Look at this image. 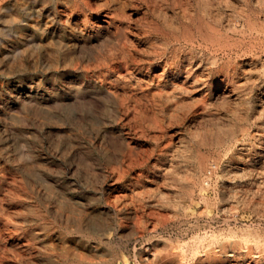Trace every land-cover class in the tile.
Here are the masks:
<instances>
[{"label":"rangeland","instance_id":"374dc122","mask_svg":"<svg viewBox=\"0 0 264 264\" xmlns=\"http://www.w3.org/2000/svg\"><path fill=\"white\" fill-rule=\"evenodd\" d=\"M62 1L0 0V264H264V0Z\"/></svg>","mask_w":264,"mask_h":264},{"label":"bare ground","instance_id":"6f19581e","mask_svg":"<svg viewBox=\"0 0 264 264\" xmlns=\"http://www.w3.org/2000/svg\"><path fill=\"white\" fill-rule=\"evenodd\" d=\"M61 1H62V0H61ZM106 1H107V0H106ZM118 1H120V0H118ZM62 2H63V1H62ZM90 3H91V2H90ZM62 4H63V3H62ZM94 4H95V3H94ZM23 5H24V3H23ZM95 5H96V4H95ZM127 5H128V4H127ZM63 6H64V5H63ZM94 8H95V7H94ZM32 9H33V8H32ZM124 9H125V8H124ZM1 10H2V9H1ZM117 13H118V12H117ZM124 13H125V12H124ZM118 14H119V13H118ZM108 15H109V14H108ZM125 15H127V14H125ZM30 16H31V15H30ZM66 16H67V15H66ZM111 16H112V15H111ZM22 17H23V16H22ZM125 17H126V16H125ZM127 17H128V16H127ZM13 18H14V17H13ZM123 18H124V17H123ZM123 18H122V19H123ZM17 19H18V18H17ZM89 19H90V18H89ZM129 19H130V18H129ZM123 20H124V19H123ZM127 20H128V18H127ZM10 21H11V20H10ZM66 21H67V20H66ZM13 24H14V23H13ZM16 24H17V23H16ZM116 24H117V23H116ZM11 25H12V24H11ZM122 25H123V24H122ZM8 26H9V25H8ZM11 27H12V26H11ZM129 27H130V26H129ZM124 29H125V28H124ZM11 30H12V28H11ZM125 30H126V29H125ZM38 31H39V30H38ZM120 31H121V30H120ZM122 31H124V30H122ZM17 35H18V34H17ZM112 35H113V34H112ZM119 36H120V35H119ZM175 39H176V38H175ZM177 39H178V38H177ZM124 41H125V40H124ZM174 41H175V40H174ZM177 41H178V40H177ZM103 42H104V41H103ZM73 43H74V42H73ZM73 43H72V44H73ZM121 43H123V42H121ZM170 43H171V42H170ZM172 43H173V42H172ZM175 43H176V42H175ZM179 43H180V42H179ZM42 44H43V43H42ZM49 44H50V42H49ZM49 44H48V45H49ZM51 44H52V43H51ZM125 44H126V43H125ZM125 44H123V45H125ZM40 45H41V44H40ZM174 45H175V44H174ZM193 45H194V44H193ZM119 46H121V45H119ZM125 46H126V45H125ZM132 46H133V45H132ZM164 46H166V45H164ZM171 46H172V45H171ZM21 47H22V46H21ZM21 47H20V48H21ZM37 47H38V45H37ZM57 47H58V46H57ZM122 47H123V46H122ZM169 47H170V46H169ZM182 47H183V46H182ZM35 48H36V47H35ZM38 48H39V47H38ZM53 48H54V47H53ZM127 48H129V47H127ZM193 48H194V47H193ZM39 49H40V48H39ZM166 49H167V48H166ZM45 50H46V49H45ZM111 50H112V49H111ZM142 50H143V49H142ZM194 50H195V49H194ZM194 50H193V51H194ZM58 51H59V50H58ZM140 51H141V49H140ZM140 51H139V52H140ZM151 51H152V50H151ZM21 52H22V51H21ZM59 52H60V51H59ZM113 52H114V51H113ZM135 52H136V51H135ZM170 52H171V51H170ZM36 54H38V52H37ZM45 54H46V53H45ZM58 54H59V53H58ZM58 54H57V55H58ZM193 54H194V52H193ZM30 55H31V54H29V56H30ZM90 55H91V54H90ZM108 55H110V54H108ZM112 55H114V54H112ZM122 55H123V54H122ZM130 55H131V54H130ZM144 55H145V54H144ZM158 55H159V54H158ZM164 55H165V54H164ZM11 56H12V55H11ZM17 56H18V55H17ZM36 56H37V55H36ZM128 56H129V55H128ZM152 56H153V55H152ZM156 56H157V55H156ZM18 57H19V56H18ZM18 57H17V58H18ZM52 57H54V56H52ZM104 57H105V55H104ZM104 57H103V58H104ZM115 57H117V56H115ZM136 57H137V55H136ZM139 57H140V56H139ZM10 58H11V57H10ZM19 58H20V57H19ZM55 58H56V57H55ZM109 58H110V57H109ZM117 58L119 59V57H117ZM128 58H129V57H128ZM11 59H12V58H11ZM112 59H113V58H112ZM123 59H124V58H123ZM160 59H161V58H160ZM167 59H168V58H167ZM58 60H59V58H58ZM110 60H111V59H110ZM126 60H127V59H126ZM126 60H125V61H126ZM130 60H131V59H130ZM155 60H156V59H155ZM158 60H159V59H158ZM169 60H170V59H169ZM106 61H107V60H106ZM133 61H135V60H133ZM133 61H132V62H133ZM145 61H146V60H145ZM167 61H168V60H167ZM12 62H13V61H12ZM15 62H16V60H15ZM108 62H110V61H108ZM130 62H131V61H130ZM151 62H152V61H151ZM90 63H91V62H90ZM92 63H93V62H92ZM102 63H103V62H102ZM10 64H11V63H10ZM20 64H21V63H20ZM108 64H109V63H108ZM114 64H115V63H114ZM131 64H132V63H131ZM136 64H137V63H136ZM141 64H142V63H141ZM143 64H144V63H143ZM55 65H56V64H55ZM94 65H95V64H94ZM125 65H126V64H125ZM134 65H135V64H134ZM52 66H54V65H52ZM89 66H90V64H89ZM121 66H122V65H121ZM105 67H106V66H105ZM107 67H108V66H107ZM187 67H188V66H187ZM195 67H196V66H195ZM97 68H98V67H97ZM197 68H198V67H197ZM103 69H104V68H103ZM114 69H115V68H114ZM146 69H147V68H146ZM109 70H110V69H109ZM92 71H93V69H92ZM96 71H97V70H96ZM98 71H99V70H98ZM122 71H123V70H122ZM114 72H115V71H114ZM99 74H100V73H99ZM182 74H183V73H182ZM117 75H118V73H117ZM117 75H116V76H117ZM151 75H152V74H151ZM120 76H122V74H121ZM109 78H111V77H109ZM118 78H120V77H118ZM195 79H196V78H195ZM94 80H95V79H94ZM125 80H127V79H125ZM142 80H143V79H142ZM118 81H119V80H118ZM120 81H121V80H120ZM114 82H115V81H114ZM122 82H123V81H122ZM127 82H128V81H127ZM128 83H129V82H128ZM137 83H138V82H137ZM140 83H141V82H140ZM155 83H156V82H155ZM98 84H99V83H98ZM123 84H124V82H123ZM123 84H122V85H123ZM130 85H131V84H130ZM130 85L128 84L127 86H130ZM138 85H139V84H138ZM111 86H113V85H111ZM132 86H133V85H132ZM132 86H131V87H132ZM179 86H180V85H179ZM143 87H144V86H143ZM181 87H182V85H181ZM107 88H108V87H107ZM124 88H125V87H124ZM139 88H140V86H139ZM141 88H142V87H141ZM179 88H180V87H179ZM142 89H143V88H142ZM108 90L111 91L112 89H108ZM117 90H118V89H117ZM124 90H125V89H124ZM129 91H130V90H129ZM129 91H128V92H129ZM138 91H139V90H138ZM141 91H142V90H141ZM108 92H109V91H108ZM113 92H114V91H113ZM126 92H127V91H126ZM153 92H155V91H153ZM162 92H163V91H162ZM162 92H161V93H162ZM164 92H165V91H164ZM124 93H125V92H124ZM155 93H156V92H155ZM192 93H194V92H192ZM114 94H115V92H114ZM116 94H117V93H116ZM171 95H173V94L171 93ZM99 96H100V95H99ZM101 96H102V95H101ZM112 96H113V94H112ZM163 96H164V95H163ZM191 96H192V95H191ZM113 97H114V96H113ZM165 97H167V96H165ZM119 98H120V97H119ZM129 98H130V97H129ZM137 98H138V97H137ZM99 99H100V98H99ZM130 99H131V98H130ZM148 99H149V97H148ZM153 99H154V98H153ZM190 99H191V98H190ZM84 100H85V99H84ZM88 100H89V99H88ZM103 100H104V99H103ZM133 100H134V98H133ZM156 100H157V99H156ZM194 100H195V98H194ZM53 101H54V100H53ZM169 101H170V100H169ZM65 102H66V101H65ZM71 102H72V101H71ZM98 102H99V101H98ZM105 102H106V100H105ZM125 102H126V101H125ZM125 102H124V103H125ZM57 103H58V102H57ZM66 103H67V102H66ZM60 104H61V103H60ZM67 104H68V103H67ZM79 104H80V103H79ZM111 104H112V103H111ZM139 104H140V103H139ZM139 104H138V105H139ZM175 104H176V103H175ZM26 105H27V104H26ZM30 105L32 106V104H30ZM52 105H53V104H52ZM64 105H65V104H64ZM81 105H82V104H81ZM81 105H80V106H81ZM94 105H95V104H94ZM94 105H93V106H94ZM113 105H114V104H113ZM132 105H133V104H132ZM140 105H141V104H140ZM172 105H173V104H172ZM34 106H35V105H34ZM41 106H42V104H41ZM59 106H60V105H59ZM78 106H79V105H78ZM98 106H99V105H98ZM118 106H119V105H118ZM141 106H142V105H141ZM32 107H33V106H32ZM43 107H44V106H43ZM57 107H58V106H57ZM65 107H66V106H65ZM91 107H92V106H91ZM121 107H122V106H121ZM30 108H31V107H30ZM35 108H36V107H35ZM41 108H42V107H41ZM119 108H120V107H119ZM146 108H147V107H146ZM168 108H169V107H168ZM77 109H78V108H77ZM88 109H89V108H88ZM143 109H144V108H143ZM47 110H50V109H47ZM52 110H53V109H52ZM52 110H51V111H52ZM54 110H56V109H54ZM58 110H59V109H58ZM89 110H90V109H89ZM107 110H108V109H107ZM132 110H134V109H132ZM37 111H38V109H37ZM37 111H36V112H37ZM125 111H126V110H125ZM138 111H139V110H138ZM140 111H142V110H140ZM146 111H147V110H146ZM152 111H153V109H152ZM41 112H42V111H41ZM69 112H71V110H70ZM90 112H91V111H90ZM114 112H116V111H114ZM79 113H80V112H79ZM37 114H40V113L37 112ZM120 114H122V111H121ZM124 114H125V113H124ZM143 114H144V113H143ZM147 114H148V113H147ZM147 114H146V115H147ZM60 115H61V114H60ZM115 115H116V114H115ZM131 115H132V114H131ZM138 115H139V114H138ZM64 116H65V115H64ZM91 116H92V115H91ZM132 116H133V115H132ZM132 116H131V117H132ZM95 117H96V116H95ZM125 118H126V117H125ZM66 119H67V118H66ZM76 119H77V118H76ZM120 119H122V118H120ZM69 120H70V119H69ZM88 120H89V119H88ZM138 120H139V119H138ZM95 121H96V120H95ZM128 121H129V120H128ZM133 121H134V120H133ZM133 121H132V122H133ZM143 122H144V121H143ZM132 125H133V124H132ZM130 126H131V125H130ZM139 130H140V129H139ZM143 130H144V129H143ZM195 146H196V145H195ZM130 147H131V146H130ZM196 153H197V152H196ZM200 153H201V152H200ZM200 153H199V154H200ZM28 158H29V157H28ZM195 159H196V158H195ZM133 160H134V159H133ZM135 160H136V159H135ZM135 160H134V161H135ZM137 160H138V159H137ZM128 161H130V160H128ZM130 162H131V161H130ZM128 165H129V164H128ZM124 170H125V169L123 168V171H124ZM196 170H197V169H196ZM125 172H126V171H125ZM196 172H197V171H196ZM190 173H191V172H190ZM196 175H197V173H196ZM191 184H192V183H191ZM81 210H82V209H81ZM84 224H85V222H84ZM82 225H83V224H82ZM82 225H81V226H82ZM86 226H87V225H86ZM78 227H80V225H79ZM81 228H82V227H81ZM90 229H91V228H90ZM90 229H89V230H90ZM86 233H87V232H86ZM190 246H191V244H190ZM188 247H189V246H188ZM192 247H193V244H192ZM193 248H194V247H193ZM148 252H149V251H148Z\"/></svg>","mask_w":264,"mask_h":264}]
</instances>
